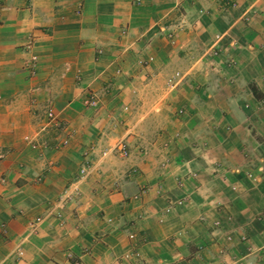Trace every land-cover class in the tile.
<instances>
[{
    "label": "crops",
    "instance_id": "crops-1",
    "mask_svg": "<svg viewBox=\"0 0 264 264\" xmlns=\"http://www.w3.org/2000/svg\"><path fill=\"white\" fill-rule=\"evenodd\" d=\"M1 177L0 264H264V0H0Z\"/></svg>",
    "mask_w": 264,
    "mask_h": 264
},
{
    "label": "built area",
    "instance_id": "built-area-1",
    "mask_svg": "<svg viewBox=\"0 0 264 264\" xmlns=\"http://www.w3.org/2000/svg\"><path fill=\"white\" fill-rule=\"evenodd\" d=\"M169 37H171V35ZM36 61L37 60L35 58H33L31 63H30L29 69H30V74L31 75H34L35 72H36V66H37ZM84 105L87 108H90V109H97L100 106V97H99V95L96 92H92V91L88 92L87 95H86V98L84 100ZM183 113H184L183 110H178V112H177L178 115H183ZM45 118H46L48 123H52V122H55L57 120L56 112L53 109V107H48L47 108V110L45 112ZM116 150H118L124 156H127V154H128L127 146H126L124 141H119L117 143ZM86 174H87L86 170H82L81 171V175L82 176H84ZM0 183H2V184L6 183V179L4 177H1L0 178ZM70 199H71L70 196H65L61 200L60 203H65L66 201H69ZM40 221H41V219H37L36 223H39ZM18 254L22 255V251L20 249L18 250Z\"/></svg>",
    "mask_w": 264,
    "mask_h": 264
}]
</instances>
